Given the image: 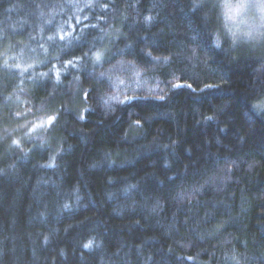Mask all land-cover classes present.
Returning <instances> with one entry per match:
<instances>
[{
  "label": "trees",
  "instance_id": "trees-1",
  "mask_svg": "<svg viewBox=\"0 0 264 264\" xmlns=\"http://www.w3.org/2000/svg\"><path fill=\"white\" fill-rule=\"evenodd\" d=\"M206 11L0 0V264H264V53L216 49ZM126 66L161 94L104 103Z\"/></svg>",
  "mask_w": 264,
  "mask_h": 264
},
{
  "label": "clouds",
  "instance_id": "clouds-1",
  "mask_svg": "<svg viewBox=\"0 0 264 264\" xmlns=\"http://www.w3.org/2000/svg\"><path fill=\"white\" fill-rule=\"evenodd\" d=\"M205 17L213 26V46L227 50L235 56L240 49L264 53V0H207ZM196 54V49H193ZM31 67V65H29ZM252 99L250 107L257 114L264 113V93ZM252 167L251 164L248 165ZM236 167L235 160L224 161L216 169L201 178L199 188H218L231 180ZM177 197L183 200L186 193L181 190ZM240 253L233 250L231 259L240 264Z\"/></svg>",
  "mask_w": 264,
  "mask_h": 264
},
{
  "label": "rangeland",
  "instance_id": "rangeland-1",
  "mask_svg": "<svg viewBox=\"0 0 264 264\" xmlns=\"http://www.w3.org/2000/svg\"><path fill=\"white\" fill-rule=\"evenodd\" d=\"M128 67L129 66H126L124 68V72L122 73V75H119L120 77L118 78H117L118 73H116L114 76H112V74L110 73V77L112 78L113 81L107 82V84L111 87V89L108 88V90L106 91V94H108L109 96L108 98L105 96L101 98V100L103 99L105 100L104 103L115 104L119 102V98L131 97L135 95L159 96L161 94L163 88L161 89L160 86L153 83L151 80H147L146 78H143L144 72H141L136 68H133L128 71L127 69ZM104 81L105 80L101 81L100 84L101 83L103 84ZM46 123L47 121L43 119L42 121L38 119H33V121L29 123V125L31 124L32 126L35 125L34 129L37 130L42 128V125H45ZM26 124H27V120L21 122L19 127ZM29 127L31 126H28V128Z\"/></svg>",
  "mask_w": 264,
  "mask_h": 264
},
{
  "label": "snow or ice",
  "instance_id": "snow-or-ice-1",
  "mask_svg": "<svg viewBox=\"0 0 264 264\" xmlns=\"http://www.w3.org/2000/svg\"><path fill=\"white\" fill-rule=\"evenodd\" d=\"M147 19H151V17H148ZM149 55H151V53H149ZM97 59L99 60L100 59V56H99V54L97 55ZM69 63H71L70 61H69ZM179 85H177V87H178ZM187 87H189V88H191V85H187ZM260 97L259 96H257V97H254L253 99H259ZM159 99H161V100H163L164 99V97L163 96H161V97H159ZM251 102V101H250ZM51 118V123L49 124L50 126L51 125H54L55 124V121H56V118L55 117H50ZM83 118H87L86 116L85 117H83ZM137 123H139V121H137ZM190 259H191V257H190Z\"/></svg>",
  "mask_w": 264,
  "mask_h": 264
}]
</instances>
